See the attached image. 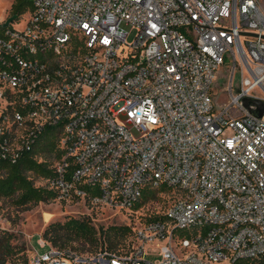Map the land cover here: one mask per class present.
Segmentation results:
<instances>
[{
    "label": "built area",
    "instance_id": "1",
    "mask_svg": "<svg viewBox=\"0 0 264 264\" xmlns=\"http://www.w3.org/2000/svg\"><path fill=\"white\" fill-rule=\"evenodd\" d=\"M30 1L23 28L12 26L20 16L0 18V157L16 159L58 126L63 153L46 179L58 199L133 212L146 187L175 194L162 218L133 227L128 251L79 253L40 238L48 248L33 249L30 264L264 256L259 0ZM223 69L227 101L218 106ZM150 247L158 258H146Z\"/></svg>",
    "mask_w": 264,
    "mask_h": 264
},
{
    "label": "trees",
    "instance_id": "2",
    "mask_svg": "<svg viewBox=\"0 0 264 264\" xmlns=\"http://www.w3.org/2000/svg\"><path fill=\"white\" fill-rule=\"evenodd\" d=\"M32 9L30 0H13L11 16H20ZM60 129L58 126H45L30 149L23 150L16 159L8 160L0 157V199L11 200L13 204L24 209L40 202H49L57 198V192L47 185H36V178L49 179L55 175L54 162L48 155L54 154L58 159L63 151L59 147ZM168 191L164 185L146 187L141 201L135 209L145 201L159 197L158 193ZM162 218L153 214L148 218ZM133 234L130 225H109L97 228L90 216H68L65 220H54L46 224L41 238L61 249H71L79 253L96 252L100 249L124 252L119 249L125 239ZM14 234L8 230L0 231V264H7L16 258L27 261L24 248L13 242ZM88 247L89 251H84ZM250 264H264V256L254 258Z\"/></svg>",
    "mask_w": 264,
    "mask_h": 264
},
{
    "label": "rangeland",
    "instance_id": "3",
    "mask_svg": "<svg viewBox=\"0 0 264 264\" xmlns=\"http://www.w3.org/2000/svg\"><path fill=\"white\" fill-rule=\"evenodd\" d=\"M13 0H0V18L5 19L11 14L10 8ZM260 7L264 11V0H259ZM30 16V11L20 15V17L12 23L16 29L23 28ZM126 29L130 30L129 38L132 39L134 30L130 26ZM226 72L225 69L220 73L217 81L213 84V95L218 106L223 105L227 101L225 93ZM48 159L55 163L57 158L54 154L48 155ZM36 185H46V179L36 178ZM159 197L145 201L141 207L133 212L127 210H117L105 206H96L87 200H60L52 199L49 202H40L30 208L24 209L18 207L8 199H0V231L8 230L14 234L13 242L23 247V252L27 258H16L7 264H30L29 259L33 253V249L39 252L45 251L48 247L40 244V238L46 224L54 220H65L68 216H90L92 223L97 227L106 228L109 225L127 224L133 227L143 224L153 214H159L164 211L170 202L174 199L175 194L170 191L158 193ZM186 237L190 234L182 230ZM135 242L134 235L128 236L124 244L119 249H128L129 244ZM88 247L84 251H89ZM159 249L150 247L146 258L154 260L158 258Z\"/></svg>",
    "mask_w": 264,
    "mask_h": 264
},
{
    "label": "water",
    "instance_id": "4",
    "mask_svg": "<svg viewBox=\"0 0 264 264\" xmlns=\"http://www.w3.org/2000/svg\"><path fill=\"white\" fill-rule=\"evenodd\" d=\"M16 18L15 15L10 16L6 22L5 25H8L11 21H13ZM247 103H250V100H247ZM255 103L258 105V109L255 111V113L259 116H261L264 113V102L255 101Z\"/></svg>",
    "mask_w": 264,
    "mask_h": 264
}]
</instances>
